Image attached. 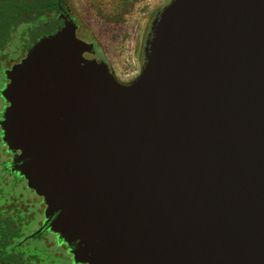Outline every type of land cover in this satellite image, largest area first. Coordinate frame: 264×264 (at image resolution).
<instances>
[{
    "label": "water",
    "instance_id": "95a60500",
    "mask_svg": "<svg viewBox=\"0 0 264 264\" xmlns=\"http://www.w3.org/2000/svg\"><path fill=\"white\" fill-rule=\"evenodd\" d=\"M76 28L0 90L1 141L72 261L264 264V0H169L125 83Z\"/></svg>",
    "mask_w": 264,
    "mask_h": 264
},
{
    "label": "flooded vegetation",
    "instance_id": "af4514ba",
    "mask_svg": "<svg viewBox=\"0 0 264 264\" xmlns=\"http://www.w3.org/2000/svg\"><path fill=\"white\" fill-rule=\"evenodd\" d=\"M4 3H11V12L6 15L1 11ZM68 20L76 22L77 37L94 44V52L85 51L84 57L107 62L104 57L99 58L96 41L90 39L88 32L82 29L67 0H0V90L9 81L5 72L24 58L36 41L63 27ZM149 33L150 27L147 38ZM129 52L132 53V49ZM143 61L142 53L139 71ZM107 64L120 82H129L135 77H124ZM1 105L0 116L6 105L0 95ZM13 156L2 143L0 130V249L4 248V252L9 254L19 253L21 248L39 246L45 252H54L56 261L51 264H76L67 245L48 229L43 199L28 187L26 179L16 168Z\"/></svg>",
    "mask_w": 264,
    "mask_h": 264
},
{
    "label": "rangeland",
    "instance_id": "374dc122",
    "mask_svg": "<svg viewBox=\"0 0 264 264\" xmlns=\"http://www.w3.org/2000/svg\"><path fill=\"white\" fill-rule=\"evenodd\" d=\"M76 20L96 41L98 56L103 58L123 75L125 69L137 68L142 61V53L149 27L156 12L169 0H138L133 8L121 17L107 16L110 2L103 0V12L97 10L96 0H67ZM122 2L123 0H117ZM132 49V53L129 52ZM2 108V105L0 106Z\"/></svg>",
    "mask_w": 264,
    "mask_h": 264
},
{
    "label": "trees",
    "instance_id": "16d2710c",
    "mask_svg": "<svg viewBox=\"0 0 264 264\" xmlns=\"http://www.w3.org/2000/svg\"><path fill=\"white\" fill-rule=\"evenodd\" d=\"M110 2L111 10L105 11L109 12L107 16L110 18H119L127 11L131 10L138 0H123L119 2L117 0H107ZM97 10L100 12L104 11L105 3L103 0H96ZM11 3H4L2 7V13L4 15L10 13ZM1 33V29H0ZM4 249V248H3ZM3 249H0V264H51L56 261L54 252L47 250L43 251L44 248L36 246L35 248L25 247L21 248L19 253L6 254Z\"/></svg>",
    "mask_w": 264,
    "mask_h": 264
},
{
    "label": "built area",
    "instance_id": "2783aa9c",
    "mask_svg": "<svg viewBox=\"0 0 264 264\" xmlns=\"http://www.w3.org/2000/svg\"><path fill=\"white\" fill-rule=\"evenodd\" d=\"M124 73V77H133V76H136L138 73H139V70H138V67L137 68H128V69H125L123 70Z\"/></svg>",
    "mask_w": 264,
    "mask_h": 264
}]
</instances>
